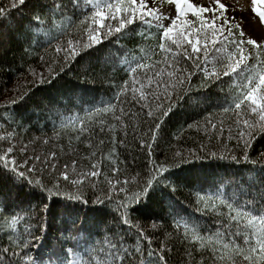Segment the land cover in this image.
Instances as JSON below:
<instances>
[{
  "label": "snow or ice",
  "instance_id": "snow-or-ice-1",
  "mask_svg": "<svg viewBox=\"0 0 264 264\" xmlns=\"http://www.w3.org/2000/svg\"><path fill=\"white\" fill-rule=\"evenodd\" d=\"M165 2L172 6L167 15L148 0H0V47L5 30L12 29L8 21L13 11L30 6L32 15L26 26L16 29L18 38L30 45L47 37L45 51L55 53L48 61V77L39 74L40 84L58 77L62 62L67 65L106 38L124 35L132 25L155 28L159 41L155 48H142L141 55H132L127 62L130 79L118 86L113 98L61 124L79 140L85 134L90 138L96 127L104 132L107 126L115 133L116 124L126 136L127 121L141 113L143 120L135 127L151 122L139 140L147 154L144 170L121 179V169L112 167L103 176L106 187L97 183L103 167L98 171L96 163L90 165V171L78 172L74 161L69 172V165L61 170L47 157L29 156L27 144L13 143L18 138L12 124L23 126V116L16 108L23 107L34 91L31 85L19 82L9 89L14 95L8 97L9 103L0 104L7 113L0 115V122L7 125L0 129V264H168L167 253L172 248L163 241L153 247L151 235L133 221L132 214L150 201L174 197L178 190L172 179L174 170L213 159L252 165L250 171L256 175L240 173L227 186L220 181L193 189L190 195L197 211L213 217L215 227L209 230L180 216L172 224L175 239L186 247L191 264H264V152L256 159L249 155L256 133L264 135V42L247 37L240 25H233L222 14L205 17L212 12L206 6L190 0H157L158 5ZM216 4L223 13L225 5L219 0ZM251 4L264 24V0H251ZM29 71L36 76L34 70ZM197 71L209 83L224 78L232 81L219 110L233 117L228 140L236 141L239 152L227 151L225 146V154L202 145L199 152L186 154L175 149L158 161L154 146L162 126L176 114L174 109L183 107L180 101L187 103L191 98V79ZM126 104L138 106V110L126 109ZM109 114L115 124L106 120ZM195 123L199 130L200 122ZM223 125L224 120L219 125L214 122L212 113L204 116L206 134L209 130L218 133L221 141ZM112 142H117L115 135ZM119 144L125 145V141ZM50 155L56 159L55 152ZM107 158L112 165L120 163L114 151ZM57 216V243L51 245L47 234ZM120 226L126 231L117 230ZM151 227L157 230L159 226L153 222ZM129 233L131 240L127 239Z\"/></svg>",
  "mask_w": 264,
  "mask_h": 264
},
{
  "label": "trees",
  "instance_id": "trees-1",
  "mask_svg": "<svg viewBox=\"0 0 264 264\" xmlns=\"http://www.w3.org/2000/svg\"><path fill=\"white\" fill-rule=\"evenodd\" d=\"M31 15L30 6L20 11H13L12 18L8 21L12 29L5 30L4 44L0 47V104L9 103L8 97L14 95V92L9 89L18 82L25 86L31 85L34 91L32 98L26 101L23 107L16 108L23 116V126L17 128L16 124H12V129L18 138L13 143L27 144L29 156L36 154L47 157L61 170L65 164L69 165V172L74 161L78 172L90 171V165L96 163L98 171L103 167V173L97 180L102 187H106L103 176L110 174L112 167L118 166L121 169L119 174L121 179L127 175L142 172L147 163V154L141 150L139 140L141 132H146L151 123L143 122L140 123L139 128L135 127L143 120L142 113L136 119L127 121L129 126L126 136L120 125L116 124L115 133L109 132L107 126L104 132H100L99 127H96V130L90 134V138L89 134H85L77 140L75 133L70 128H62L61 124L69 119H75L76 115L83 116L84 110L102 106L113 98L118 86H121L124 80L130 79L127 62L132 55H141L139 49L156 47L159 42L156 29H150L139 23L132 25V30L125 32L124 35L106 38L102 44L83 52L81 57H77L67 65H63L62 62L63 71L60 75L51 83L40 84L39 74L43 72L45 78L48 77V61L55 53L51 49L45 51L47 37H42L39 43L33 41L30 45L22 38H18L16 29L20 25L26 26ZM162 55L156 59L162 58ZM40 56H44L43 61ZM190 63L188 62L189 65ZM30 69L35 71L36 76L30 74ZM231 83L232 81L228 78H224L222 82L209 83L203 78L201 72H195L191 79V98L187 103L180 101L183 107L174 109L176 114L167 119L162 126L160 139L154 146L158 161H164L165 156H171L175 149H182L186 154L189 150L199 152L202 145H207L212 151L217 152L225 151V146L227 151L239 152L236 141L228 140L227 129L233 117L219 110ZM124 107L133 112L138 110V106L130 104ZM12 110L10 108L9 112ZM209 113L213 114L214 122L218 125L221 120H224L225 131L222 141L218 133L210 130L208 134L205 132L204 116ZM0 115H7L3 108H0ZM106 120L109 124H115L110 114ZM196 121L200 122L199 130H197ZM189 124L193 127L189 128ZM5 127L7 125L0 122V129ZM232 134L235 135L234 126ZM113 135L117 141L115 144L112 142ZM209 135L212 136L211 140ZM177 136L180 139H177ZM101 140L104 141L102 145L99 143ZM120 140H124L125 145L119 144ZM89 144L92 147H89ZM112 151L120 161L118 165H112L111 160L107 158L108 153ZM53 152L56 153L55 160L51 159L50 154ZM93 152L96 153L95 156L92 155ZM261 152H264V135L257 132L249 155L252 159H256ZM252 167L247 164L237 165L230 160L215 159L197 162L195 166L184 165L181 169L174 170L172 179L178 184L174 197L168 199L165 196L162 202L159 199L150 201L147 207L133 213L132 219L151 235L153 247H158L163 241L172 248V251L167 253L168 264H191L186 247L175 239L172 228L174 219L182 216L192 223L204 225L209 230H213L215 224L213 217L201 215L197 211L194 197L190 193L201 185H213L220 181L227 186L230 179L240 173L247 177H254L256 172L250 171ZM258 168L259 166L257 170ZM110 178L115 179L114 176ZM4 191L7 193L8 189L5 188ZM59 219L57 216L53 221L52 229L47 234L51 245L57 243L56 228L59 226ZM153 222L159 226L157 230L152 229ZM117 230L126 231L122 226ZM127 239L131 240L132 234L129 233ZM195 259L197 261L200 259L198 254Z\"/></svg>",
  "mask_w": 264,
  "mask_h": 264
},
{
  "label": "rangeland",
  "instance_id": "rangeland-1",
  "mask_svg": "<svg viewBox=\"0 0 264 264\" xmlns=\"http://www.w3.org/2000/svg\"><path fill=\"white\" fill-rule=\"evenodd\" d=\"M148 2L150 6H159L165 15L168 14L172 7L166 2L158 5L157 0H148ZM190 2L212 9V12L204 14L205 17L213 13L218 16L222 14L226 16L233 25H240L244 29L247 37H252L264 42V24L260 22L256 13L252 10L253 5L251 4V0H219L220 3L225 5L223 13H221V10L216 4V0H190ZM167 22L168 21H165V23Z\"/></svg>",
  "mask_w": 264,
  "mask_h": 264
}]
</instances>
